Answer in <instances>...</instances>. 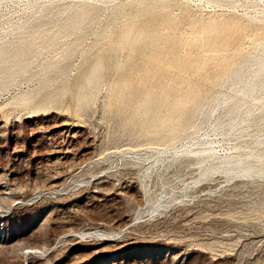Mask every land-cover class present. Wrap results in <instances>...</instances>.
<instances>
[{
  "label": "rangeland",
  "instance_id": "1",
  "mask_svg": "<svg viewBox=\"0 0 264 264\" xmlns=\"http://www.w3.org/2000/svg\"><path fill=\"white\" fill-rule=\"evenodd\" d=\"M0 47V264H264V175L206 171L264 155V0H0Z\"/></svg>",
  "mask_w": 264,
  "mask_h": 264
},
{
  "label": "bare ground",
  "instance_id": "2",
  "mask_svg": "<svg viewBox=\"0 0 264 264\" xmlns=\"http://www.w3.org/2000/svg\"><path fill=\"white\" fill-rule=\"evenodd\" d=\"M4 51H5V49L0 47V57ZM238 73H240V74L239 75L236 74V76H237L236 85L242 84L243 86H240L238 89H236V91H235L236 95L242 97V102L246 101L247 98H249V97L251 98V100L256 101V96L260 92L264 91V47L263 48L256 47L254 52L251 55L250 60L244 64V67ZM261 99H264V98L260 97L258 100H261ZM257 105H259V104H257ZM240 114H241V112H240ZM238 120H239V118H238ZM235 122H236V120H235ZM242 123H244V121H242ZM234 127H235L234 122H232V124H230V130L234 129ZM206 147L207 146H205V148ZM201 148H203V147H201ZM200 153H202V152H200ZM200 153H198V154H200ZM254 153H251L245 157L226 156L224 158H217L215 155L216 153L214 151H212L209 159L210 160L213 159V161L211 162L212 164L208 165V167L206 168V171H207V169H210L211 171L221 169L226 173L234 171V172H237L238 174H241V175L242 174L251 175V173H259V174L264 175V155H253ZM195 156H196V154H195ZM199 156H201V154ZM90 234L94 235L92 233H90ZM101 236H103L107 242H114V240L111 239V238H113V236H111V235H101ZM29 251H32V250H29Z\"/></svg>",
  "mask_w": 264,
  "mask_h": 264
}]
</instances>
